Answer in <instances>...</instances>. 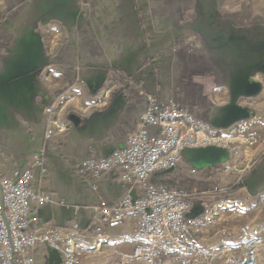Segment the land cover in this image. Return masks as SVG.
Instances as JSON below:
<instances>
[{
  "label": "crops",
  "instance_id": "0c3cea01",
  "mask_svg": "<svg viewBox=\"0 0 264 264\" xmlns=\"http://www.w3.org/2000/svg\"><path fill=\"white\" fill-rule=\"evenodd\" d=\"M263 63L264 0H0V175L15 178L31 168L32 188L50 196L42 205L32 203L34 222L81 244L77 264H147L120 262L132 242L91 251L97 233L115 237L135 226L125 209L118 220L98 223L96 207L136 197L141 189L110 171L90 178L77 165L122 149L147 95L220 127L244 117L264 119ZM111 68L130 76L142 93L130 87L98 99ZM48 106L69 128L47 140ZM252 156L260 162L233 196L206 175L219 164L197 168L180 153L176 170L183 178L172 180L166 172L165 184L183 196L196 189L211 204L243 202V209L223 210L193 231L207 264H223L217 250L223 243L238 251L242 223L264 225V146L228 160L246 167ZM200 197L188 215L202 212ZM30 254L35 264L60 261L59 252L42 245ZM182 254L161 257L159 264H180Z\"/></svg>",
  "mask_w": 264,
  "mask_h": 264
},
{
  "label": "built area",
  "instance_id": "2783aa9c",
  "mask_svg": "<svg viewBox=\"0 0 264 264\" xmlns=\"http://www.w3.org/2000/svg\"><path fill=\"white\" fill-rule=\"evenodd\" d=\"M110 91L101 90L98 99H108ZM46 116L47 139L69 128V123L61 120L52 106L46 108ZM149 127L154 128V133L149 132ZM263 144L264 119L259 116L244 117L220 127L191 115L172 100L159 106L147 95V104L128 134L126 145L77 165L82 175L98 178L110 171L120 181L141 189L136 197L127 195L116 204L96 207L98 223L118 220V211L125 209L135 219V226L115 237L97 233L91 251H100L106 243L132 242L131 253L121 263L143 260L147 264H159L161 257L182 251L180 264H207L205 255L197 248L193 231L212 223L223 210L243 209V202L207 203L199 215L190 216L192 204L188 194L183 196L177 188L165 183L155 185L149 178L156 171L174 166L185 148L215 146L226 149L231 156ZM33 161L39 164L40 155L35 154ZM235 163V159L227 160L221 164V170H237ZM32 180L30 167L15 178L0 175V264H35L30 252L37 245L59 252V264H77L84 250L81 244L52 226L35 224L32 203L42 205L50 196L35 191ZM196 192L194 189L193 193ZM239 238L241 245L236 252L227 243L217 248L223 253V264H264V225L242 223Z\"/></svg>",
  "mask_w": 264,
  "mask_h": 264
},
{
  "label": "rangeland",
  "instance_id": "374dc122",
  "mask_svg": "<svg viewBox=\"0 0 264 264\" xmlns=\"http://www.w3.org/2000/svg\"><path fill=\"white\" fill-rule=\"evenodd\" d=\"M190 46H192V45H189L188 47H190ZM190 49V48H189ZM132 88V87H131ZM136 90H137V88L136 87H134ZM103 89H105V90H107V89H110L111 91H110V94H109V98H111V96L115 93V89H117V87L115 86V85H113L112 83H109V81H107L106 82V84H105V87L104 88H101V89H99L98 90V92H97V95L99 94V92L101 91V90H103ZM106 100H108V99H106ZM261 146H264V144L263 145H261ZM253 157V156H252ZM178 162V161H177ZM177 162H176V164L174 165V166H172L169 170H164L165 171V173L166 172H170V171H172L171 173L173 174V176H172V180H175V181H177L178 180V178H180V179H182L183 178V176H181V175H177V173L179 172V171H177L176 170V165H177ZM251 162H252V158H251V160L249 161V163H248V165L246 166V167H244V164L242 163H240V161H237L236 160V166H237V170H233V169H227L226 171H222L221 170V164H219V165H217V166H214V167H212V168H209L208 169V172H207V174L206 175H208V177H210V178H212L213 179V187H220L221 188V190H220V192H222V193H224V194H226V195H232L233 193H236V191H238V189H240L241 187H244L245 185H244V180L246 179H244V180H242L243 179V174L246 172V171H249V173H250V171H252V169H250V167H251ZM259 162H260V160H259ZM258 162V163H259ZM258 165V164H257ZM257 165H255V166H257ZM254 166V167H255ZM179 174V173H178ZM249 175V174H248ZM247 175V176H248ZM246 176V177H247ZM241 180V184L243 183V185L242 186H237V187H230V184H232L234 181H238V180ZM171 184V183H170ZM240 184V185H241ZM134 186H137V185H134ZM170 187V186H169ZM212 190H214V188H212ZM191 191V193L190 194H188L189 195V198L191 199V204L193 205V203L194 202H196L197 200H198V198L200 197H196L195 195L196 194H198L199 193V191H197L196 193H193V191H194V189H191L190 190ZM189 191V192H190ZM188 192V193H189ZM233 196V195H232ZM192 197V198H191ZM200 198H202V197H200ZM203 200H204V203L205 204H207V203H210V201L212 202V200H211V198H202ZM204 204V205H205ZM191 205V206H192ZM110 206V205H109Z\"/></svg>",
  "mask_w": 264,
  "mask_h": 264
},
{
  "label": "trees",
  "instance_id": "16d2710c",
  "mask_svg": "<svg viewBox=\"0 0 264 264\" xmlns=\"http://www.w3.org/2000/svg\"><path fill=\"white\" fill-rule=\"evenodd\" d=\"M107 81H109V83H112L113 85H115L117 87L115 93H122L125 90L129 89L130 87H136V88H138V90L143 91L142 87H140L135 82H133L131 80L130 76H128L126 73H124L119 68H111V69H109L107 71L106 79H105L103 85L100 87V89L105 87V84H106ZM103 109L105 110V106L103 107ZM260 158H258L256 156L252 157V162H251L250 169L254 168V166L258 164ZM248 174H249V171H246L243 174V179L242 180H244ZM165 178H166L165 171L164 170H159V171L154 172L150 176L149 182H151V183H153L155 185H158V184L165 183ZM240 184H241V180L239 179L238 181H234L232 184H230V187H234L235 188L237 186H242L243 185V183L241 185ZM190 193H191V191L188 194H190ZM198 194H196L195 196L199 197Z\"/></svg>",
  "mask_w": 264,
  "mask_h": 264
},
{
  "label": "water",
  "instance_id": "95a60500",
  "mask_svg": "<svg viewBox=\"0 0 264 264\" xmlns=\"http://www.w3.org/2000/svg\"><path fill=\"white\" fill-rule=\"evenodd\" d=\"M70 119H75V116L71 115ZM181 153L190 157L197 168L221 164L229 159L226 149L215 146L185 148Z\"/></svg>",
  "mask_w": 264,
  "mask_h": 264
}]
</instances>
